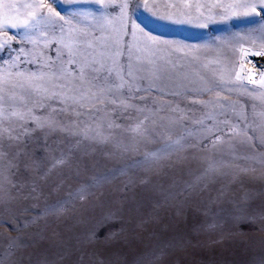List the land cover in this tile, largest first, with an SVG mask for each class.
<instances>
[{
	"label": "rangeland",
	"instance_id": "rangeland-1",
	"mask_svg": "<svg viewBox=\"0 0 264 264\" xmlns=\"http://www.w3.org/2000/svg\"><path fill=\"white\" fill-rule=\"evenodd\" d=\"M50 2L69 18L119 12ZM145 2L132 0L137 23L167 43L137 53L129 77V25L121 62L131 89L107 86L120 83L107 61L92 74L95 88L68 75L55 81L64 95L43 108L31 90H10L14 100L0 93V264H264V55L252 54L264 51V18L200 27L195 5L212 0H147L160 13L191 12L192 22L179 23L150 14ZM87 30L92 47L83 54L106 51L109 34L94 23ZM21 31L0 36L15 37L0 50V67L73 72L66 49L58 56L55 43H18ZM29 110L25 120L11 115Z\"/></svg>",
	"mask_w": 264,
	"mask_h": 264
},
{
	"label": "snow or ice",
	"instance_id": "snow-or-ice-1",
	"mask_svg": "<svg viewBox=\"0 0 264 264\" xmlns=\"http://www.w3.org/2000/svg\"><path fill=\"white\" fill-rule=\"evenodd\" d=\"M73 2L79 3L80 0H73ZM86 2L93 3L100 9L118 8L119 12L117 15L96 17L90 13L77 11L73 12L72 17L69 18L61 15L50 0H0V36L6 35L8 29H16L22 30L20 32L21 39L17 40L18 43H28L34 46L41 43L45 46L49 43H55L57 45V55H61V48L66 49L69 57L68 64L75 66L72 73H69L68 69L61 66L58 72H41L39 74L35 72L22 74L13 72L11 66L9 68L0 67V93L7 91L9 92L8 99L14 100L16 99L15 93L10 90L18 86L31 90L39 97L33 103L43 108L45 101L52 100L58 95H64L63 93H57L54 89L56 87H66V85H58L55 81L72 75L73 80L78 81L81 87L91 90L96 87L93 81L99 78L92 74L100 73L107 61H111V66L107 69L109 76L115 72L120 80L118 84H108L107 86L110 89L121 90L125 83H128L131 89V81H125L123 78L121 62L124 45L123 37L128 34L129 25L131 28V40L127 42L129 77H133V60H139L137 53L150 52L154 46L167 42L160 41L143 31L134 15L140 5H133L132 0H122V2L115 5L110 0H86ZM143 7L150 14L161 19H167L170 22L193 21L192 14L189 11L160 13L153 6H150L147 0ZM183 7L189 8L191 5L186 2ZM195 8L198 13L195 20L200 27H204L207 23L217 19L227 20L232 17L250 16L264 18V0H229L227 3L224 0H212V2L206 4L197 3ZM93 23L102 32H107L109 35L103 45L106 51H102L98 55L89 56L84 55L82 49L92 47L91 42L87 41L86 37L89 34L87 26ZM57 29L59 30V35L56 34ZM258 31L261 46L264 48V19H262ZM246 38L251 37H240V39ZM12 39H15V37L0 41V50H3L5 44H8ZM253 43H255V40H253ZM243 51L246 52L247 50ZM252 54L264 55V51H257ZM13 59L17 58L14 57ZM4 63L8 64L9 61L5 60ZM220 79L223 81L224 76L221 75ZM249 81L255 83L251 77H249ZM48 84L52 85V90L46 86ZM259 87L264 89V75L260 77ZM103 90L101 88V92ZM137 90L139 89L137 88ZM92 94L93 96L96 95L95 92ZM261 96L264 97V93ZM3 102L4 96L0 95V104ZM0 115H3L2 109H0ZM11 115L18 117L20 120H25L27 115H31V110L27 114L13 111ZM32 119L39 126V118L33 116Z\"/></svg>",
	"mask_w": 264,
	"mask_h": 264
},
{
	"label": "bare ground",
	"instance_id": "bare-ground-1",
	"mask_svg": "<svg viewBox=\"0 0 264 264\" xmlns=\"http://www.w3.org/2000/svg\"><path fill=\"white\" fill-rule=\"evenodd\" d=\"M255 62H247L246 63V66H247V70L250 72V73H254L253 69H255V65H254ZM264 66V64H262ZM256 71L259 73L261 71H259L258 69H256ZM263 72V71H262ZM261 72V73H262Z\"/></svg>",
	"mask_w": 264,
	"mask_h": 264
}]
</instances>
